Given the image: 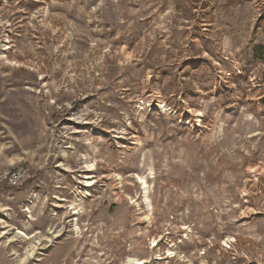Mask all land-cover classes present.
Listing matches in <instances>:
<instances>
[{"label":"rangeland","instance_id":"1","mask_svg":"<svg viewBox=\"0 0 264 264\" xmlns=\"http://www.w3.org/2000/svg\"><path fill=\"white\" fill-rule=\"evenodd\" d=\"M0 218V264H264V0H0Z\"/></svg>","mask_w":264,"mask_h":264},{"label":"bare ground","instance_id":"2","mask_svg":"<svg viewBox=\"0 0 264 264\" xmlns=\"http://www.w3.org/2000/svg\"><path fill=\"white\" fill-rule=\"evenodd\" d=\"M162 104L163 103L161 101H159L158 104H157V108H161ZM163 107L165 108L166 105H164ZM65 155H67V154H65ZM86 167L89 169L88 171H94V169H95V167L93 165L92 166H86ZM85 179H87V181L85 182V184H86L85 187H87V189L82 190V191L85 192V194H84L85 197L84 198H89L91 196V194H92L91 193V191L93 190L92 188L97 183V181H94L93 178H91L90 176H86ZM140 180L142 181V184L144 186V191H145V194H146V197H147L148 189H147L146 179H144L143 177H140ZM62 201H63L62 199L61 200H58V202H62ZM76 201H79V198H76ZM69 207L71 209V213L70 214L73 215V216H75V215H78L79 216L82 213V211H84V208L83 207H81L80 205L75 204L74 202ZM27 210H28V212H30V209H27ZM31 217H32V215H31ZM0 223H1V218H0ZM72 226L74 227L73 228V231L76 230L77 236H78V234H80L78 236V238H82L81 235H82L83 232H82V229L80 228V226L78 225V223H74V220H73L72 221ZM49 234H51L53 236L52 237H47V238L46 237H40L36 241H34V243L32 244L33 246L30 249L26 250L24 257L21 260L22 263H25L27 259L34 257V255L36 254L35 253L36 252V249L39 248V247H37V245H40L41 246V243L43 241L53 242L54 239H56V238H58V237L61 236V234L59 233V231H52V229L49 230ZM4 235H7V231H4V232L0 233V236H3L4 237ZM18 237L19 238H24L26 240H30V239H34L35 234L28 235L24 231L19 230V229H16V231L14 233V236L13 237H9L8 240H9V242H14L16 240V238H18ZM173 254H174L173 252H169V256L172 257ZM146 263L147 262L144 259H138V258H133V257L132 258H129L128 259V262H127V264H146Z\"/></svg>","mask_w":264,"mask_h":264},{"label":"built area","instance_id":"3","mask_svg":"<svg viewBox=\"0 0 264 264\" xmlns=\"http://www.w3.org/2000/svg\"><path fill=\"white\" fill-rule=\"evenodd\" d=\"M30 168L26 165H18L3 173V180L11 187H22L31 180Z\"/></svg>","mask_w":264,"mask_h":264},{"label":"trees","instance_id":"4","mask_svg":"<svg viewBox=\"0 0 264 264\" xmlns=\"http://www.w3.org/2000/svg\"><path fill=\"white\" fill-rule=\"evenodd\" d=\"M256 50H258V49H256Z\"/></svg>","mask_w":264,"mask_h":264}]
</instances>
